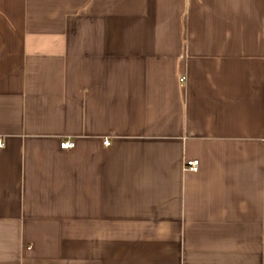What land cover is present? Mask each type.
Masks as SVG:
<instances>
[{
	"label": "crops",
	"instance_id": "obj_1",
	"mask_svg": "<svg viewBox=\"0 0 264 264\" xmlns=\"http://www.w3.org/2000/svg\"><path fill=\"white\" fill-rule=\"evenodd\" d=\"M0 139V264H264V0H0Z\"/></svg>",
	"mask_w": 264,
	"mask_h": 264
},
{
	"label": "built area",
	"instance_id": "obj_2",
	"mask_svg": "<svg viewBox=\"0 0 264 264\" xmlns=\"http://www.w3.org/2000/svg\"><path fill=\"white\" fill-rule=\"evenodd\" d=\"M180 80L183 81L184 78L182 77ZM103 143L105 145H108L109 144V139H104ZM2 146H3V143H2V141L0 139V147H2ZM60 147L62 149L72 148V147H74V141H71V140H68V139L67 140H63V141L60 142ZM198 166H199V160H197V159H188L184 163V168L186 170L192 171V172L197 171L198 170Z\"/></svg>",
	"mask_w": 264,
	"mask_h": 264
}]
</instances>
